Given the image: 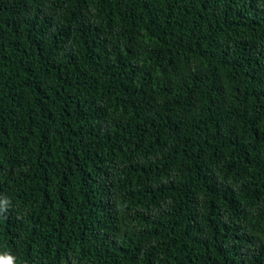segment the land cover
<instances>
[{"label":"trees","instance_id":"obj_1","mask_svg":"<svg viewBox=\"0 0 264 264\" xmlns=\"http://www.w3.org/2000/svg\"><path fill=\"white\" fill-rule=\"evenodd\" d=\"M0 256L264 264V0H0Z\"/></svg>","mask_w":264,"mask_h":264},{"label":"clouds","instance_id":"obj_2","mask_svg":"<svg viewBox=\"0 0 264 264\" xmlns=\"http://www.w3.org/2000/svg\"><path fill=\"white\" fill-rule=\"evenodd\" d=\"M10 203L7 198L0 199V219L7 220L6 213L9 211ZM0 264H13V258L8 255L0 256Z\"/></svg>","mask_w":264,"mask_h":264}]
</instances>
